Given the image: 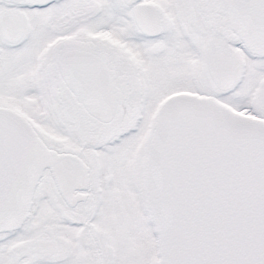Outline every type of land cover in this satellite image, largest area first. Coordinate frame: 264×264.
I'll use <instances>...</instances> for the list:
<instances>
[{
	"label": "snow or ice",
	"instance_id": "1",
	"mask_svg": "<svg viewBox=\"0 0 264 264\" xmlns=\"http://www.w3.org/2000/svg\"><path fill=\"white\" fill-rule=\"evenodd\" d=\"M0 264H264V0H0Z\"/></svg>",
	"mask_w": 264,
	"mask_h": 264
}]
</instances>
